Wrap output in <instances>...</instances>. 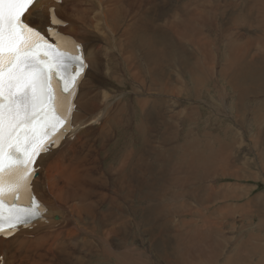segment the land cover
I'll return each mask as SVG.
<instances>
[{
  "label": "bare ground",
  "instance_id": "1",
  "mask_svg": "<svg viewBox=\"0 0 264 264\" xmlns=\"http://www.w3.org/2000/svg\"><path fill=\"white\" fill-rule=\"evenodd\" d=\"M241 1L240 4L238 2V5L234 4L237 1L230 5V1V4L224 7L223 17L228 14L225 8H232L230 6H233L232 9H234V6L244 8V0L243 3ZM202 2L203 0L196 3L198 9L203 6ZM254 3H256V0ZM167 5L168 3H164L162 0H35L34 6L26 17L27 22L30 23L33 13L38 11L40 24H30L44 33L48 27L50 15L59 21L57 13L63 11L65 18L61 20L63 23L56 27V31L82 46L86 68L78 85L70 129L67 131L66 137L59 147L52 149L38 160V172L33 181V192L48 209L45 219L34 223L29 228H21L11 238L0 237V264H64L63 256L69 249L74 248L83 252V256L77 255L76 262L78 264H90L92 261H95V264H111L114 258H116L114 264H144L146 252L143 249L134 256L131 252L114 253V249L116 247L125 248L135 242L143 246L147 223L148 225L155 224L160 219L156 210L147 206L146 194L148 192L157 194L159 175L160 183L166 181L173 183L175 181L182 184L185 179L178 182L176 179L178 177L172 176L176 172V167H186L183 170L184 173L180 171L184 175L186 173L188 175L192 168L196 170L203 167L206 173L202 174L206 177L207 174H211L208 171H214L213 169L220 165V173L223 176H226V174L232 176V168L229 169L227 162L228 157L223 155L224 151L220 147L213 152L210 146L198 149L201 146L189 141L176 146V143L175 145L171 144L173 136L170 138V135H168L161 141L167 147L160 148V131L153 122H147L142 128L138 127L142 138L137 149L131 147L132 150H130L128 146H126L127 148L123 147V156L118 158L119 160L115 162L114 167L106 163L110 158L107 153V146L114 143L116 136V132L113 130L114 103L119 105L122 114H125L124 117L122 116L121 121V124H124V131L128 128L127 117L130 102L125 97L126 91L123 90L117 93L108 88L109 85L114 87L111 80L115 76L120 75V85H122L125 81H129L130 77L128 75H133L134 78L139 79L138 84H141L143 91L147 90L145 84L148 85L146 79H149V85H152L151 90L156 91V96H159L160 88L168 86V80H170V75L168 73L167 76L165 75L166 65L172 66L178 63L182 68V72L198 71V73L202 72L203 76L206 74L204 71L210 68L206 63L201 66L198 62L192 61L191 53L182 50L179 42L180 32H173V35H170L165 29H160V20L166 15ZM259 6L260 3L256 8ZM50 9H52L51 12ZM244 10V17H249L246 14V9ZM202 19L200 21L194 20V26L197 22L199 23L194 27L196 29L191 28V32L204 25V18ZM249 20L243 21L247 23ZM257 22L262 23L264 21L260 19ZM234 28H237V26ZM185 33H188V31ZM244 34L254 35L248 32ZM245 35L242 36L245 38ZM220 37L222 38V35ZM238 38L227 36L225 39L228 48L241 47L240 50H248L249 43L253 44L255 41L249 38L250 42L247 39L243 43L242 39L239 40ZM201 39L203 40V48L206 47L209 50V44L206 43L205 38ZM196 50L198 49L196 48ZM174 51L175 54L181 55L178 59L175 58ZM249 58L251 59L246 60L242 67H238L239 61L233 60L232 66L238 68L230 71L229 74L224 72L223 69L219 71L218 78L224 80L228 85V89L232 93L231 102L235 101L238 105L243 98L250 95L252 101H256L254 105L261 104L264 107V95H261L264 92L263 54L257 53L255 50V54ZM160 75L163 78H160ZM167 92L170 93L169 90ZM137 96L139 97L137 102L141 107H145L149 100H142V96H139L138 93ZM254 108L257 109H251V111L254 112V121L258 122L260 119L257 117L260 118L262 115H257L258 106H254ZM189 120L194 121L190 118ZM155 124L158 127L160 122ZM251 140L255 139L251 138ZM258 140L256 137V141ZM191 148H194L193 151ZM177 149L182 152L178 156L181 159L179 162H174L172 152ZM201 150L212 151L209 155L211 158L205 159V156H202L205 155L202 154L203 152L198 153ZM167 153H169V157L165 159L164 156ZM160 154L163 156L162 159ZM176 156L173 157L174 160L177 159ZM130 158H133V160ZM258 162L260 163V161ZM127 164L130 166L128 170L124 167ZM178 169L177 173H179ZM228 169L231 170L230 173ZM170 172H172V178L168 174ZM173 178L175 179L172 180ZM113 187L118 188L119 194L116 198L112 196ZM204 188L206 189V187ZM191 191L189 193L198 196V192L192 189ZM221 194L227 195L225 192ZM227 197H231V195H227ZM173 199H175L174 196ZM200 199L205 202L204 199ZM249 202V204L246 202V206L235 209V213L238 210L239 214H248V216L254 217L255 211L249 209L252 201ZM253 207H256L255 204H253ZM62 209L69 212V217L74 226L73 229L60 230L61 225L67 226L69 224L67 218L61 212ZM150 215L155 218L152 220ZM226 215L228 216V213ZM131 217H134L135 220H132ZM133 224L135 225L133 226ZM213 224L215 225L214 222ZM224 227H222V230ZM136 228V233L131 234ZM201 228L195 231L198 241L203 239L208 245L212 244L213 240H211L207 227L204 225L206 231H203V236L199 234L203 230ZM229 228L236 229L233 225ZM218 231L221 232V229ZM248 231V229H241L235 233L241 238L233 241L235 244H232L224 264H241V260L244 261V253L247 257H258L255 264H264V237L261 235L262 232L256 226L255 233L257 234H249ZM221 233H224V231ZM186 234L189 238H192L194 232L185 233L184 236ZM211 234H214V231ZM184 236H177L174 242L176 245L174 247L177 248L176 254L181 264L187 262L183 260L181 254H186V248L188 247L192 249L191 244L188 247L184 245ZM224 237H227V235ZM243 237L245 238L243 239ZM215 239L220 240L218 237ZM229 240L227 238L228 242H230ZM217 241L212 244V248H216L212 249L213 251L219 250V246L220 248L222 246L220 245L221 240L220 243ZM200 246L201 244L198 246L199 251L196 252V255L200 254L198 257L201 261H203L201 258H204V261L208 259L210 262L213 257L219 258L217 255H221L220 252L216 255V251L213 252L212 250L211 254L210 251L209 253L204 250V246H202L204 249ZM93 258L107 259L105 262H100Z\"/></svg>",
  "mask_w": 264,
  "mask_h": 264
},
{
  "label": "rangeland",
  "instance_id": "2",
  "mask_svg": "<svg viewBox=\"0 0 264 264\" xmlns=\"http://www.w3.org/2000/svg\"><path fill=\"white\" fill-rule=\"evenodd\" d=\"M162 1H164V3H168V5L165 13L166 15L160 20V29H165L170 35H173V32H180V40L178 38L177 39L182 46V50H186L191 53L193 57L192 61L198 62L201 66H204L206 63L211 69L209 68V70L204 71L206 74L203 76L202 72L198 73V71L187 73L184 71L182 72V68H180L178 63H175L172 66L166 65L165 75L167 76L168 73L170 75V80H168V86L160 88L159 96H156V91L151 90L152 88L150 87H152V85H149V79H146V83L148 85L145 84V89L147 90L143 91V87L140 86L141 84H138L139 79L134 78L133 75H128L130 77L129 81H125L122 85H120V75L115 76L111 80V84L114 87L109 85L108 88L112 91H116L117 93L123 90L126 91L125 97L130 102L127 117L128 128L124 131V124H121V121L123 119L122 116L124 117L125 114H122V110L119 105L114 103L113 130L116 132V136L114 135V143L107 146V153L110 158L106 161V163H109L112 167H114V165H116L115 162L119 160L118 158L123 156V147L125 148L128 146L129 149L131 147L137 149L142 138V134L138 131V127L142 128L147 122H153L155 127L160 131V148L163 146L167 147V145L161 141H163V138L168 135H170V138L173 136L174 139H171V144L175 145L176 143V146H180L183 142L186 141L187 143V141H189L195 142L197 145L201 146L198 149L210 146L212 147L213 152L216 148L220 147L224 151L223 155L228 157L227 162L229 164V169L232 168V171L228 170L229 173L231 171L232 176L229 174L223 176L220 173V165L215 167L216 170L214 168V171H208L211 173H209L210 175H206L209 179L203 175L206 173L203 167L196 170L192 168V171L188 172V175L187 173L185 175L183 174L185 172L183 170H185L186 167H176L175 174L172 175V172L168 174L170 177L171 175H175V178L178 177L179 179L176 178L178 182L179 180L183 181L185 179V182L182 183L183 186L175 181L173 183L168 181L160 183L159 175L157 194H151L150 192L146 194L147 206L153 207L160 219L156 221L157 223L155 224L148 225L147 223L146 238L143 246L135 242L129 244L125 248L116 247L114 249V253L131 252L134 256L143 249L146 252L144 255V264H181L179 257L176 254L177 248L174 247L176 246L174 242L176 241L177 236H184L185 233L194 232V235L192 236L193 239L189 238L187 234L184 236V245L188 247V245L191 244L192 246V249H189V247L186 248V254H181L183 260L188 262L185 264H224L227 255L230 253L232 244H235L233 241L241 238L235 234L239 230L248 229L249 234H257L255 233L256 226L257 229L262 232V237H264V107L259 103H257L259 105H254L256 101L253 102L250 95L243 98L238 105H236L235 101L231 102L232 93L228 89V85L224 80L218 78L219 71H222L223 69L224 72L229 74L230 71L244 66L246 60H250L252 57H249L255 54V50L257 53H262L264 58V22H257L260 19H263L264 21V0H256V3H254L255 0H244V8H236L235 6L234 9H232L233 6H230L232 8H225V11H227L228 14H225L226 16L224 17V7H227L230 4V1V5H233L232 3L235 1H237V3L234 4L238 5V2L240 4L241 0H203V6L200 9L196 7V3H199L201 0ZM214 1L217 4H214ZM241 3H243V0ZM259 3L260 6L256 8ZM244 9H246V14L249 16L247 18L244 17ZM51 10L52 9H50V12ZM38 14V11L33 13L30 20L31 24H40ZM57 16L59 21L65 18L63 11L58 12ZM202 18H204V25L199 27L196 31L191 32V28L196 29L194 27L199 23L197 22L194 26V20L200 21ZM248 19L250 20L247 23L243 21H247ZM236 26L237 28H234ZM186 31H188V33H185ZM246 32L254 35H245L244 33ZM221 35L222 38L220 37ZM226 35L229 37H239L238 39H242L241 41L243 43L247 39V41L250 42L249 38H252L255 41L253 44L249 43L250 46L248 47V50H240L241 47L228 48L225 39L227 38ZM242 35H245V38ZM201 38H205L206 43L209 44V50L206 47L203 48V40ZM208 44H206V46H208ZM196 48L198 50H196ZM173 54L177 59L181 56L180 54H175V51ZM233 60L239 61L238 67L232 66ZM165 75L163 74L164 77ZM163 76L160 75V78H163ZM135 89L139 90L137 91ZM168 90L170 93L167 92ZM137 93L139 96H142V100H149L145 107H141L137 102V99H139ZM261 95H264V92L261 93ZM254 106H258L257 115H262L260 118L257 117L260 119L258 122L254 121V112L251 111V109H257L254 108ZM186 115L190 116L189 118L194 121H190ZM159 122L160 125L157 127L155 123ZM256 137L257 140L259 138L260 139L256 141ZM251 138L255 140H251ZM132 139L136 142H133ZM191 149L193 151L194 148ZM211 152L212 151L209 152L208 150H201L198 153L205 154L202 156H205L206 159L211 158L209 156ZM181 153L180 149L173 150L172 160L174 162H179L181 158H178V156L181 155ZM168 154L169 153L165 155L166 157L164 156L165 159L169 157ZM174 156L177 157L176 160H174ZM162 158L163 156L161 159ZM130 159L133 160V158ZM258 161H260V163ZM124 167L127 170L130 168L128 164ZM177 168H179V173H177ZM180 171H183V173ZM171 178L169 179L171 180ZM188 182L191 184L189 185ZM199 185L201 186L200 188ZM185 186H187V188H185ZM204 187H206V189ZM191 189L198 192L197 197L196 195L189 193L192 192ZM222 192L227 193L228 196L231 195V197L222 195ZM118 194V188L113 187V198H116ZM173 196L175 199H173ZM177 196L178 198H176ZM199 196L204 199L205 202H202ZM249 201H252V203L256 206L254 208L251 203V207L249 208L250 211H255L254 217L248 216V214H239L238 210L235 213V209L246 206L247 203H250ZM61 212L67 218L69 224L67 226L61 225L60 230L73 229L74 226L69 217V212L65 209H62ZM208 213L211 217H208ZM227 213L228 216L226 215ZM150 216L152 220L155 218L152 215ZM219 218L221 220H218ZM131 219L135 220L134 217H131ZM208 219H211L209 220L211 223H209ZM134 225L135 224H133V226ZM204 225L209 231L211 240H213L212 244L218 240L215 239L216 237H218L222 242L220 243V240L217 241L222 246L221 248L219 246V250H215L216 255L219 252L221 255H217L219 258L213 257L212 260L210 259V262L208 259L204 261V258H201L203 260L201 261L198 257L200 254L196 255V252L199 251L198 246L200 244V247L204 246L205 249L203 247L202 249L208 252H211L212 249H216L215 247L212 248L211 243L208 245V243H206L203 239L198 241L199 239L195 236V231L201 227L203 230L199 234L201 236L204 235L203 231H206V229H204ZM232 225L235 226L236 229H230L229 226ZM221 226H225L223 230ZM220 229L221 232L224 231V233L218 231ZM136 231L137 228L131 232V234H135ZM213 231L214 234H211ZM226 235L227 237H224ZM227 238L230 239V242L227 241ZM244 238L245 237H243V239ZM209 248L210 250H208ZM77 255L83 256V252L77 248L69 249L63 256V263L78 264L76 262ZM257 258L258 257H247L244 253V261L241 260V264H255L256 261H258ZM93 259L105 262L107 258ZM114 261H116V258L113 259V263L111 264H114ZM90 264H95V261H92Z\"/></svg>",
  "mask_w": 264,
  "mask_h": 264
},
{
  "label": "snow or ice",
  "instance_id": "3",
  "mask_svg": "<svg viewBox=\"0 0 264 264\" xmlns=\"http://www.w3.org/2000/svg\"><path fill=\"white\" fill-rule=\"evenodd\" d=\"M35 0H0V237L45 219L33 192L38 160L70 129L86 67L82 46L27 22Z\"/></svg>",
  "mask_w": 264,
  "mask_h": 264
}]
</instances>
